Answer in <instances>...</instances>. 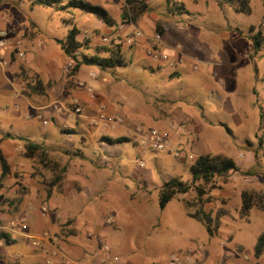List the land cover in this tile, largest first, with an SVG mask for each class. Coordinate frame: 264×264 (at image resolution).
Returning a JSON list of instances; mask_svg holds the SVG:
<instances>
[{"label": "rangeland", "instance_id": "1", "mask_svg": "<svg viewBox=\"0 0 264 264\" xmlns=\"http://www.w3.org/2000/svg\"><path fill=\"white\" fill-rule=\"evenodd\" d=\"M84 1L100 6L102 3L106 6L116 4V0L114 3L110 0ZM173 1L183 2L186 9L169 8L168 16L173 18L174 28L182 33L176 39L175 36L171 39L167 33L170 43L163 46L166 58L160 57L161 65L168 70L165 84L175 86L165 100L168 105L165 126L161 127L150 118L151 112L146 105L134 112L139 119L130 120L131 113L125 105L129 94L122 92L118 101L124 103L123 107H117L116 115L111 116L122 121L101 122L97 126L99 130L90 134L105 147L91 142L82 132L73 135L78 141L85 139L89 153L94 152L98 157L95 160H107L108 155L111 161L119 162L120 174L115 175L116 179L120 182L125 180L131 191L124 195L118 193L110 200L100 201L96 207L89 206L84 214H76V218L85 217L91 224L88 228L80 225L73 227L67 215V182L50 185L57 205L52 212L59 215L57 223L50 226L55 232L50 238L58 251L49 250L40 241L37 247H33L31 240L27 248L20 240L6 246L8 250L23 249L22 256L8 260V264H47L48 259L50 264H67V250L62 249L59 241L71 237L89 240L94 250L92 255L102 254L100 258L104 257V264H167L175 258L181 264H264V253L260 256L254 253L256 238L264 230V57L263 61L261 56L257 57L252 41L247 40V35L259 32L260 49L264 51V31L260 30L263 22L260 27L256 24L249 26L260 21L259 1H252L250 15L236 11L235 6L228 2L219 8L214 0ZM66 2L61 0L57 5L47 6L33 4L32 0H0V4L13 8L8 18L5 11H1L3 19L9 24L15 17L21 28L36 23L42 32H52L60 38L74 27L83 33L96 17L82 9L62 8ZM151 7L155 13L165 10L164 2L159 0H152ZM87 20L92 21L88 23ZM141 25L147 29L143 23ZM229 26L242 30L246 37L228 31ZM145 34L150 36L149 32L145 31ZM102 38L97 34L93 49L103 50L105 47L107 51L115 47L116 43L110 39L101 43ZM90 44L91 41H85V45ZM143 48L152 59V46L146 44ZM142 65H145L144 61H133L120 67L119 71L124 72L127 80L132 82L127 85L128 89L148 94L146 87L155 84L153 79L157 75L151 73L148 67L142 68ZM175 105L180 110H175ZM16 110L15 104L0 94V121L3 126L7 120L12 125V131L36 141L44 139V130L52 132L47 138L51 141H56L60 135L67 137V133L57 131L52 121L48 126L44 125V114L37 116L35 112L18 110L17 113ZM171 112L175 113V117L170 118ZM152 129L158 131L162 149L153 148L147 141ZM107 137L127 139L119 143L110 142L105 139ZM77 147L73 148L76 152L73 156L88 160V153L83 154V148ZM29 153L30 157L25 159L22 168L13 170L10 167V173L22 193L46 189L51 179L57 180L58 168L64 162V158L58 155L53 158L39 152ZM203 153L225 155L232 158L238 167L225 178L217 177L207 185H200L204 191L205 210L212 216L221 214L218 229L213 235H209L201 223L188 217L184 206L187 202H195L196 184L191 183L189 166ZM25 171L30 172L29 177H23ZM36 172L47 176L43 185L30 183L31 179L38 178ZM63 175L67 178L70 174ZM169 178H180L191 183V187L161 209L158 204L159 189L162 182ZM243 192L250 194L255 204L245 218L239 214ZM78 209L75 207L73 211L79 213ZM93 219H96L95 223ZM33 256L35 260L32 261L30 258ZM114 257H118L117 263L113 262Z\"/></svg>", "mask_w": 264, "mask_h": 264}, {"label": "crops", "instance_id": "2", "mask_svg": "<svg viewBox=\"0 0 264 264\" xmlns=\"http://www.w3.org/2000/svg\"><path fill=\"white\" fill-rule=\"evenodd\" d=\"M110 1L114 3L115 0ZM252 1L249 0L250 12L245 13L247 15L252 13ZM258 1L261 8L260 21L251 23L249 26L256 24L260 27L261 22H263L260 30L264 31V0ZM146 2L148 11L136 22L121 20L123 0H116V4L112 6H106L102 3L101 7L108 13L111 24H107L95 16L93 21L91 20L92 22L87 20L88 23H91L86 26V31L83 33L79 31L76 36V39L82 42V46L77 50V53L88 56L94 54L101 57L108 56L110 52L106 51L104 46L103 50L92 48L98 34L103 37L101 43H106L110 39V41L113 40L119 45V52L124 64L110 68H99L97 65H81L73 76H68L64 70L67 60L69 61L70 58L64 54L59 43L60 40L65 39L67 34L60 38L52 32H42L36 23L21 28L15 17L12 18L14 20L9 24L3 19V12L1 11H5L8 18L13 8L6 4H0V20L4 21L0 23V31L6 32V44L4 47H0V94L5 98H9L19 111L32 114L35 112L38 113L37 116L44 114L42 121L44 125L48 126L49 122L52 121L57 126V131L60 134L67 133V137L60 135L56 141H51L47 138L52 132L44 130V139L36 141L25 134L12 131V125L8 124L7 120H5L4 126L0 121V151L5 156L11 169L22 168L23 163H26L25 159L27 160L30 157L29 151L39 152L40 155L44 154L47 157L54 158L55 155H58L64 158V162L58 168L55 178L57 180L51 179L46 189L43 190L39 188L22 193L19 192L18 183L15 182L12 173H9L5 178L0 177V235L6 234L9 240L7 242L4 238L0 239V264H8V260L22 256L23 249L8 250L6 246L21 240L25 242V247L28 248L29 239L26 237L27 235L38 238L43 243L42 246L51 251L55 252L57 250V245L50 238L53 233L55 234L50 226L57 223L56 218L59 215L52 212V209L57 205L56 198L49 189L50 185L57 182L66 184L67 182V202H69L67 215L70 216L69 224L73 227L80 225L88 228L91 224L87 222L85 217L76 218V214H84L89 206L96 207L100 201L110 200L118 193L124 195L131 191L125 185V180L120 182L119 179H116L115 175L120 174L118 173L119 162L111 161V156L108 155L106 161L102 159L95 160L94 158L98 157L94 155V152L89 153L85 147V139L84 141H78L77 137L73 135L82 132L92 140L91 142L105 147L97 140L98 138L94 137L93 139L90 134L94 130H99L97 126H100V123L103 122L100 118L101 114L114 117L116 108L123 107L124 103L118 101V95H121L122 92L129 94L127 97L128 103L125 105L130 108H128L131 113L130 120L139 119V116H136L134 112H137L141 106L146 105L152 113H150V118L159 123L161 127L165 126L168 118V105L165 100L170 90L175 86L165 84L168 70L161 65L160 57L166 58L163 54V46L170 43L167 36L170 35L171 39L172 36H175L176 39L179 33H182L178 28H174L173 18L168 16L171 11L169 8L183 11L186 7L183 2L159 0V2H164L166 11L162 9V11L155 13L151 7L152 0H146ZM218 7L222 8L219 5ZM8 9L10 10L8 11ZM141 23L147 29H144ZM227 29L230 32H235L240 37H246L243 35V31L237 27L229 26ZM235 29L241 33L235 31ZM135 31H140L141 35L135 38L131 44H127L125 42L126 38ZM145 31L149 32L150 36L146 35ZM156 35H159L161 39L155 40ZM85 41H91V44L85 45ZM146 44L152 46V59H150L148 51V53L144 52L143 45ZM261 50L263 49H259L256 53L257 57L261 56L260 59L262 60L264 51ZM19 53H22L23 56H20ZM133 61H144L145 65L141 67L144 69L148 67L151 73L157 75L153 79L155 84L146 87L149 89L148 94H145L142 90L137 93L131 91L130 88L128 89L127 85H131L132 82L127 80L124 72L119 71L120 67H125ZM91 72L95 76H90L89 73ZM177 74L178 72H176ZM77 106L81 109L78 114L71 111ZM18 110H16L17 113ZM175 110H180V108L175 105ZM171 111L173 110L171 109ZM72 114L74 115L72 116ZM170 114V118L175 117L174 112ZM61 122L64 123L61 125ZM65 122L70 125L65 124ZM73 123L75 126H73ZM28 142L37 145L38 148H27ZM77 145L81 149L83 148V154L88 153V160L83 161L79 159L80 157L73 156V154L76 155L73 148ZM84 157L86 156L84 155ZM39 166L46 169V167ZM64 173L70 175L65 178ZM29 175L30 172L25 171L23 173V177H29ZM36 175L38 178L31 179L30 183L43 185L47 176H44L43 172H36ZM24 180L28 181L27 179ZM85 192H88L89 195ZM61 195L63 196V194ZM82 195L83 198H81ZM62 199H65V197H62ZM91 202L95 203L91 205ZM75 207L79 208V213L73 211ZM38 214L40 217H36ZM24 219H26L25 223L27 225L24 233L17 226L12 228L9 225L10 222L17 223ZM95 221L96 219H93V223ZM59 242L62 249L67 250L69 264H104L105 262L104 257L100 258L102 254L92 255L94 250L87 239L76 240L71 237L67 240L61 239ZM104 248L107 249V245L104 244ZM32 253L37 254L36 251ZM58 253L63 254L64 252L59 251ZM30 260H35V256L31 257ZM113 262L117 263L114 260Z\"/></svg>", "mask_w": 264, "mask_h": 264}, {"label": "trees", "instance_id": "3", "mask_svg": "<svg viewBox=\"0 0 264 264\" xmlns=\"http://www.w3.org/2000/svg\"><path fill=\"white\" fill-rule=\"evenodd\" d=\"M61 0H32L33 4L37 5H57ZM220 7H223L225 3H230L235 6V10L238 12L249 13V0H215ZM64 7H73L82 9L92 13L97 18L103 20L107 24H111V19L104 8L99 5L91 4L84 0H67ZM148 11V4L146 0H123V8L121 18L125 22H136L145 12ZM235 31L241 33L239 30ZM79 30L72 28L67 32L64 40H60V46L64 54L73 61V65L68 72V76H73L81 65H97L101 68H110L116 66H122L124 60L119 52V45L115 44V47L108 48L110 52L108 56L101 57L97 54L85 55L78 54L77 50L82 46V42L76 39ZM252 41L254 52L256 53L260 49V33H254L248 35ZM110 142H123L127 138H105ZM27 148L37 149L38 146L28 142ZM0 168L1 178H5L10 173V165L7 162L5 156L0 151ZM237 164L235 161L222 154H199L192 164L189 166V172L191 175V183L195 186L196 199L195 202H187L184 204L186 209V215L199 223H201L209 235H213L219 226V216L216 214L212 216L211 213L203 207L205 199L203 198L204 191L200 185H207L215 178H225L230 172L237 170ZM191 183H187L180 178H169L162 182L159 189L158 204L162 209L166 204L178 194H185L190 189ZM253 199L250 194L242 193V203L239 210L241 217L248 216L249 210L254 206ZM193 206H196L194 210H191ZM263 207V205H262ZM4 238L9 242L6 234H1L0 239ZM254 253L256 256H260L264 253V230L257 236L254 244Z\"/></svg>", "mask_w": 264, "mask_h": 264}, {"label": "built area", "instance_id": "4", "mask_svg": "<svg viewBox=\"0 0 264 264\" xmlns=\"http://www.w3.org/2000/svg\"><path fill=\"white\" fill-rule=\"evenodd\" d=\"M141 35V32L140 31H135L131 36L127 37L126 38V43L127 44H131L135 38H137L138 36ZM156 37L158 39H160V36L159 35H156ZM6 32L5 31H0V47H4L5 44H6ZM20 56H23L22 53H19ZM73 61L70 59L69 62L66 63L65 67H64V70L65 72L68 70V68L72 67ZM69 71V70H68ZM90 76H95V74L93 72L89 73ZM81 111L80 107H75L73 112L78 114L79 112ZM100 118L101 120L103 121V123H111V122H121L122 119L121 118H117L116 120H114V118L108 116V115H105V114H101L100 115ZM148 142H151L152 144V147L153 148H156V149H162L163 146L160 142V136L158 134V131L155 130V129H152L149 131V137H148ZM103 161H106V158L102 159ZM10 227L14 228V227H18L20 231H22L23 233L25 232L26 228H27V225L25 222H23V220H20L19 222L15 223V222H10L9 223ZM30 241V243L33 245V247H37L39 245V239L34 237V236H29L27 235L26 236ZM115 262H118V257H114L112 258ZM46 263L47 264H50L51 261L50 259L46 260ZM70 262L67 261V264H69ZM167 264H181V262L175 258V259H172L170 261L167 262Z\"/></svg>", "mask_w": 264, "mask_h": 264}]
</instances>
